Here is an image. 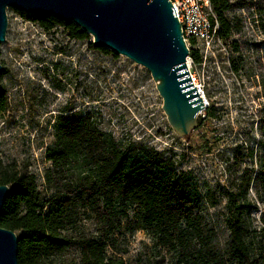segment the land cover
<instances>
[{
	"label": "rangeland",
	"instance_id": "rangeland-1",
	"mask_svg": "<svg viewBox=\"0 0 264 264\" xmlns=\"http://www.w3.org/2000/svg\"><path fill=\"white\" fill-rule=\"evenodd\" d=\"M19 13L6 9V41L0 43V90L7 99L6 110L0 113L1 163L33 175L46 199L49 186L43 178L51 163L45 153L54 142L56 118L89 113L93 124L119 146L142 147L171 160L173 176L185 193L200 200L201 224L215 229L214 245L223 255L229 239L227 196L235 191L244 169H252L253 177L256 175L258 144L264 141V128L260 130L264 36L255 27L258 21L251 25L252 18L242 9L228 12L229 18L241 17L244 28L215 47V58L199 72V80L206 86L207 106L213 109L200 111L201 127L179 138L167 123L162 99L146 69L125 57L89 47L91 37L74 41L61 27L46 33ZM257 43L260 46L255 51ZM228 55L230 61L241 59L237 73L229 70ZM72 168L67 178L77 180ZM247 199L256 206L251 212V228L259 231L262 205L253 190ZM111 229L113 233H107L99 214L80 209L75 226L67 231L71 246L50 255L45 264H79L80 239L104 242L108 256L124 264H205L194 236L187 237L192 260L180 262L178 251L156 243L143 228L135 206L128 207L127 217Z\"/></svg>",
	"mask_w": 264,
	"mask_h": 264
},
{
	"label": "trees",
	"instance_id": "trees-1",
	"mask_svg": "<svg viewBox=\"0 0 264 264\" xmlns=\"http://www.w3.org/2000/svg\"><path fill=\"white\" fill-rule=\"evenodd\" d=\"M209 3L219 25L220 39L227 40L244 28L241 17H228L234 8L245 10L252 18L251 25L258 21L255 27L264 36V0H209ZM19 14L46 33L61 27L74 41L90 40L72 23L47 15ZM254 46L258 51L260 43ZM99 50L112 54L106 49ZM189 56L194 63L199 62L196 51L190 50ZM231 69L237 73L239 62L232 63ZM6 107L5 93L0 90V113ZM212 109L209 105L208 111ZM201 122L197 118L198 128ZM258 148L256 175L253 177L252 169H244L235 191L227 196L225 220L229 239L223 255L214 245L215 229L201 224L197 212L200 200L185 193L180 180L173 176L171 160L163 153L142 147L136 150L133 146H119L111 135L93 124L89 113L56 118L54 142L45 153L51 163L43 178L49 186L46 199L42 198L33 175L0 161V185L9 188L0 227L13 231L18 238V264H45L50 255L71 246L67 231L75 226L80 209L102 216L107 233H113L111 228L127 217V208L135 206L149 236L163 247L178 251L180 262L192 260L187 239L191 235L199 240L202 251L198 254L205 264H264V141L259 142ZM206 151L209 153L210 149ZM70 166L77 180L67 178ZM249 190L255 192L262 205L259 231L251 228V212L256 206L247 199ZM78 245L79 264H124L121 259L108 256L104 242L80 239Z\"/></svg>",
	"mask_w": 264,
	"mask_h": 264
},
{
	"label": "water",
	"instance_id": "water-1",
	"mask_svg": "<svg viewBox=\"0 0 264 264\" xmlns=\"http://www.w3.org/2000/svg\"><path fill=\"white\" fill-rule=\"evenodd\" d=\"M8 8L72 23L92 38L93 48L106 49L143 67L155 83L173 132L184 138L196 129L197 116L205 106L188 76L189 50L170 1L0 0V43L6 41ZM8 192L7 185H0V214ZM17 255L16 234L0 227V264H18Z\"/></svg>",
	"mask_w": 264,
	"mask_h": 264
},
{
	"label": "built area",
	"instance_id": "built-area-1",
	"mask_svg": "<svg viewBox=\"0 0 264 264\" xmlns=\"http://www.w3.org/2000/svg\"><path fill=\"white\" fill-rule=\"evenodd\" d=\"M175 11L184 42L187 49L198 53L199 62L194 63L190 56L186 59V70L198 96L203 100L205 108L207 106L206 86L199 80V72L203 71L207 64L215 58L217 50L215 47L222 46L224 40L218 36L219 25L212 11L209 0H168ZM173 11V10H172ZM174 14V12H173ZM228 55L227 65L232 73ZM239 62V61H238ZM194 67V70L192 68Z\"/></svg>",
	"mask_w": 264,
	"mask_h": 264
},
{
	"label": "bare ground",
	"instance_id": "bare-ground-1",
	"mask_svg": "<svg viewBox=\"0 0 264 264\" xmlns=\"http://www.w3.org/2000/svg\"><path fill=\"white\" fill-rule=\"evenodd\" d=\"M206 102V99L204 100V103Z\"/></svg>",
	"mask_w": 264,
	"mask_h": 264
}]
</instances>
